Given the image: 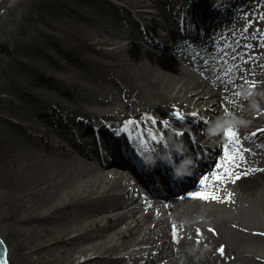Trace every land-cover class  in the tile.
<instances>
[{"label":"bare ground","instance_id":"1","mask_svg":"<svg viewBox=\"0 0 264 264\" xmlns=\"http://www.w3.org/2000/svg\"><path fill=\"white\" fill-rule=\"evenodd\" d=\"M119 1L122 6L113 0L37 1L32 10L40 27L34 30L35 38L16 48L28 59L22 56L19 68L0 70V235L8 263L73 264L74 255L86 258L93 253L97 259L83 264H160L166 258H171L166 264H264V115L254 117L264 109V68L238 67L243 50L225 43L264 41V0ZM179 4L175 16L188 19L177 24L170 13ZM49 30L59 36L47 37ZM195 36L198 39H192ZM187 39L205 46L186 47L182 43ZM129 40L139 45L132 47ZM120 41L126 43L117 47ZM107 46L115 48L95 52ZM255 47L251 53L260 55ZM57 52L59 57L53 55ZM224 54L235 59L230 71L204 61L206 56L217 61ZM68 67L84 78L83 85L62 79L60 73L71 70ZM207 98H213L207 105L215 102L250 122L239 128L242 134L251 131L249 151L240 166L217 172L221 180L214 182L212 174H206L210 184L195 188L218 199L197 198L189 207L182 196L173 197L196 184V174L171 194L153 188V177L166 173L156 160L162 161L158 137L151 139L150 150L138 156L129 152L125 159L113 135L136 141L152 128L151 120L158 130L155 136L172 131L174 112L192 114ZM154 114L162 120L154 121ZM10 115L12 120L6 118ZM90 117L103 122L116 117L125 125L118 120L107 124L96 138L89 122L84 139L75 144L77 125ZM176 119L184 124L178 130L186 138L184 152L193 147L190 132L197 138L205 135L212 144L227 140L206 119ZM45 124L49 128L39 132ZM63 141L72 143L73 155L66 163ZM132 158L150 159L146 179H137L150 185L147 195L110 170L126 167L136 172ZM144 196L162 202L134 208ZM165 203L179 208L170 214L171 221L161 220L152 228L148 222L156 213L151 209ZM145 208L151 212L145 214ZM176 221L187 222V230L189 224L208 227L217 238L207 250L194 249L179 234H171ZM135 242L145 249L114 260L106 256L125 252ZM216 245L223 251L213 252Z\"/></svg>","mask_w":264,"mask_h":264},{"label":"rangeland","instance_id":"2","mask_svg":"<svg viewBox=\"0 0 264 264\" xmlns=\"http://www.w3.org/2000/svg\"><path fill=\"white\" fill-rule=\"evenodd\" d=\"M37 1H40V0H0V46L4 47V49L6 50V53H2L0 51V70L5 69L7 67L19 68L21 66V63L19 62V60L22 58V56L25 59H28L25 54L21 53L19 50H16V48H18L19 46H22L24 42H27L28 40L35 38L36 34L34 33V30L39 29V27H40V24L38 22L39 19H37V14L34 13V11L32 10L33 9L32 7L35 6L34 4ZM113 3L118 5V6H122V3H120L119 0H113ZM38 6H40V5H37V7ZM178 7H180V5H176V10H178ZM39 10L42 11L41 8ZM175 11H173V12H175ZM50 19L52 20L51 17H50ZM29 26L32 28V30L29 29ZM46 35H47V37H50L52 39H56V37L59 36V34H57L54 31H50V30L46 32ZM130 41L131 40H129L127 42L129 43ZM125 43H126L125 41H120L116 46L117 47L124 46ZM131 43H132V47H136L137 45H139V41H137V40H132ZM244 43L245 42H240V41L231 42V44L233 46H235V48H236V46L237 47L242 46L243 49L248 52L250 50V47H249V45L244 44ZM261 43H263V42H261ZM188 45H193V44L189 43ZM114 48L115 47H113V46L112 47L107 46L105 48L97 47L95 52L99 53L100 50H104V49L112 50ZM259 48L261 49V55L258 56L255 54H251L250 60L253 59L255 61L254 65H253V63H251V67H258V68L264 67V65H260V66L257 65L260 60L262 61V64H264V45H261ZM53 55H56L57 57L60 56V54L58 52H57V54H53ZM228 61H229V58H228ZM228 61L226 59H223L224 65L225 66L227 65L226 67H230L227 64ZM221 62H222V60H219V64H221ZM255 65H257V66H255ZM219 66L223 67V65H219ZM70 67H68V68L71 69ZM2 76L3 75L0 73V79ZM60 76L62 77L63 80H65L67 82H71V80H72V81H75L76 83H78L80 85H83L85 82L84 78L82 76L80 77V75L75 73L72 69L69 71H67V70L61 71ZM190 92L192 95L190 99H193L194 100L193 102H196L197 98L195 97V94H192V92H194V91H190ZM0 96H2V95H0ZM4 96H6V95H4ZM211 100H213V98H207L204 102L201 100L202 104L195 106V110H194V112H192V114H191V112H187V111L183 112V110H180V112L176 111L174 113L176 114V116L178 118H182L185 116H191L192 115L194 118H196V120L204 119V118L208 119L210 115L216 114L215 115L216 116L215 121L218 118H220L221 116H228L229 115L223 109H219V107L217 106V104L215 102L213 103V105L212 104L207 105V102H209ZM201 101H198V102H201ZM17 103L19 105L23 104L21 101H17ZM71 108H72V105H71ZM209 108H210V110H209L210 113H207L206 111H208ZM189 113H190V115H189ZM0 115H2L1 111H0ZM106 115H109V114H106ZM262 115H264V109H259L256 113H254L255 118H258ZM3 118L4 119L10 118V120H12L13 117H12V115H10V117H6V118L3 117ZM161 118L162 117L160 115H157V114L153 115V119H154V121L156 120V122L160 121ZM176 118H174V120L172 122L175 125L182 126V123H180L179 120H177ZM106 120H109L110 122H115L118 120L121 122V120L116 118V117H107ZM89 121L92 123V125H94V123L100 124V119L98 117H90L89 119H86V121L84 122L86 126L89 125ZM11 123H13V122H11ZM151 124H152V127H154L153 129H156L155 123L152 120H151ZM22 126H24V125H22ZM45 129H46V124L42 129H40L39 132L42 133ZM224 129L222 131L218 132L220 137H223ZM234 129L237 133L238 140L236 142H232V141L227 139V141L225 143L228 146V152L231 154V156L234 157V159H230V163L225 168H223L224 171H222V172L229 173V170H232V169L240 166L246 160V155H247V152L249 151V148H248L249 142H247L245 140V137H247V135L251 134V131L245 130V132L242 134L240 132L239 128H234ZM196 130H200V128H196ZM257 132H261V131H257ZM175 133H177V132L175 131ZM200 139H202V138H200ZM205 142H207V145L210 144L207 141V139H202V141H200V144L204 145ZM61 144L64 146L63 152L66 155L65 157H63L62 161H63V163H66L69 160H71V156L73 155L72 150H71V148L66 147L67 144L65 141H63ZM225 146H221L220 149L223 151V153L221 154L220 150H219L220 155H223L225 153ZM259 146L260 145L258 144L257 149ZM258 150H260V149H258ZM220 168H221V166H220L219 157H218L216 164L214 165V167L211 170V172H214L212 174V176H210V177H214L211 179L212 181L216 182V180H217L216 177H218V176L220 177V175H219L220 173L215 174V171L217 169H220ZM205 179H206V176L203 177L192 188H190V189H192V191L182 199L183 204H186V206H189V207L195 205V204H191V203H194L193 201L195 199L199 198L200 195H202V193H198L197 191H195V188H197L199 186L204 188L205 183H206ZM202 181H204V182L202 183ZM209 184H210V182L206 183V185H209ZM136 202H138V203H136L134 205V208L135 207H141V206H145V207L147 206L148 207V205H150V204H159L157 202L161 203V201H159V199H157V201H153V200H149V201L148 200L147 201L146 200H142V201L138 200L137 201L136 200ZM178 208H179V205L165 203L164 205H160V206L155 207L154 209H151L156 214H154V216H152V218L148 222V224H150L151 227L154 228L159 223V221H161V220L163 221V220L169 219L171 221L172 216H170V214L173 211H176ZM151 210H149V208H145L143 210V212L145 214H149L151 212ZM101 216H105V214H103ZM171 226H172L171 234L172 233L179 234L178 237L180 239H186L194 249H199L201 251L209 249L211 247L212 241L217 238L216 232L209 229L208 227L197 228V226L195 227V226H192L189 224V229L187 230V222L182 223V221H176ZM171 226H170V228H171ZM157 230L158 229H155V230H153V232H157ZM71 236H74V235H71ZM138 236H140V234L136 235V237H138ZM1 239H2V236L0 235V242L4 248L5 262H6V264H9L8 263L9 262L8 261L9 255H8L7 250H6V246H4L3 241ZM145 247H146V245L135 242L131 246H129L128 250L125 252L118 251L117 253H113L111 255H106V256H108L111 260H114V259H117L120 257H125L129 253H132V254L139 253L141 250L145 249ZM217 247H218L217 245L215 247H213L214 248L213 252H217V250H216ZM154 253H155V249L150 252V255L152 256V255H154ZM73 258H76V260L73 264H83L85 261L97 259V255H94L93 253H89V255L86 258H83L82 256H78V255H74ZM169 260H171V258H168V259L166 258L160 264L169 263L168 262Z\"/></svg>","mask_w":264,"mask_h":264},{"label":"clouds","instance_id":"3","mask_svg":"<svg viewBox=\"0 0 264 264\" xmlns=\"http://www.w3.org/2000/svg\"><path fill=\"white\" fill-rule=\"evenodd\" d=\"M244 99H248V95L244 94ZM255 102H253L254 104ZM250 122L243 118L242 116H236V115H228V116H221L218 118L214 124H213V131L219 132L222 131L224 128L231 127V128H240V127H246ZM151 163H154L152 161ZM191 163V160H184L181 162V164L178 166L177 169H174L175 174H179V170L181 168H186L188 164Z\"/></svg>","mask_w":264,"mask_h":264},{"label":"snow or ice","instance_id":"4","mask_svg":"<svg viewBox=\"0 0 264 264\" xmlns=\"http://www.w3.org/2000/svg\"><path fill=\"white\" fill-rule=\"evenodd\" d=\"M223 135L225 136L226 139H228V140H230L232 142H236L238 140V136H237V133H236L234 128H231V127L225 128L224 131H223ZM225 158L226 159H234V157L231 156V154L228 152V146L227 145L225 146ZM232 175H235V174L233 173ZM235 178L239 179L240 177L236 176ZM216 179L217 180H221L222 177L218 176V177H216ZM203 182L204 181H202V183ZM199 198H201V199H212V200L218 199V197H216L215 195H212V194H202V195L199 196ZM220 251L222 252L223 250L221 249Z\"/></svg>","mask_w":264,"mask_h":264},{"label":"water","instance_id":"5","mask_svg":"<svg viewBox=\"0 0 264 264\" xmlns=\"http://www.w3.org/2000/svg\"><path fill=\"white\" fill-rule=\"evenodd\" d=\"M0 264H5L4 262V251L2 246L0 245Z\"/></svg>","mask_w":264,"mask_h":264},{"label":"trees","instance_id":"6","mask_svg":"<svg viewBox=\"0 0 264 264\" xmlns=\"http://www.w3.org/2000/svg\"><path fill=\"white\" fill-rule=\"evenodd\" d=\"M0 51H1L2 53H6V50H5L4 47H2V46H0Z\"/></svg>","mask_w":264,"mask_h":264}]
</instances>
